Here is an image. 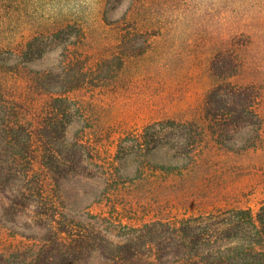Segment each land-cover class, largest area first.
Here are the masks:
<instances>
[{
  "label": "rangeland",
  "instance_id": "1",
  "mask_svg": "<svg viewBox=\"0 0 264 264\" xmlns=\"http://www.w3.org/2000/svg\"><path fill=\"white\" fill-rule=\"evenodd\" d=\"M9 1L12 10L4 12L0 24V58L10 57L31 34L48 32L83 10L91 23L83 50L96 60L93 73L97 78H107L96 80V88L76 91L70 101L78 112L68 126V137L84 136L91 159L85 177L60 179L58 190L54 189L66 223L119 240L161 218L232 208L264 211V0H152L136 18L146 22L155 18L161 30L133 34L123 41L120 34L137 32L121 33L102 24L98 12L104 0ZM132 4L135 0L115 3L108 21H120ZM225 30L245 31L251 37L243 54L245 66L233 81L259 88L261 143L242 152L209 143L195 154H176L169 149L171 131L167 130L161 133L165 137L161 146L149 151L138 144L128 145L126 136L146 125L198 116L204 93L213 83L207 74V57L217 46H213L214 38ZM57 52L33 61L30 68L56 69ZM119 63H123L122 70L115 77L111 70ZM168 164L177 170H157ZM109 169L115 178V183H108L110 190L103 177ZM122 182L126 184L114 189ZM11 236L5 231L3 238L11 242ZM19 242L11 248L24 256L41 247L34 237H19ZM14 249L9 251L8 264L21 260Z\"/></svg>",
  "mask_w": 264,
  "mask_h": 264
},
{
  "label": "trees",
  "instance_id": "2",
  "mask_svg": "<svg viewBox=\"0 0 264 264\" xmlns=\"http://www.w3.org/2000/svg\"><path fill=\"white\" fill-rule=\"evenodd\" d=\"M121 1L104 0L98 12L102 24L121 33L137 32L120 34L121 41L161 30L155 18L152 22L136 18L152 0H135L120 21L110 23L109 14ZM10 3L0 0V24L4 12L12 10ZM79 13L48 32H33L19 49L10 52L13 59L0 58V264H8L9 251L15 248L12 244L20 243L19 237H34L41 247L27 256L15 248L21 259L16 264H264L262 210L218 209L178 220L161 218L119 240L66 223L54 189L58 190L60 179L85 177L91 159L86 155L84 136L68 137V126L78 112L70 101L76 91L96 88V80H107L97 78L93 73L96 60L83 50L91 23L83 10ZM225 32L214 38L213 46H217L207 57V74L213 83L204 93L198 116L146 125L139 133L126 136L128 145L138 144L149 151L161 146L165 138L161 133L167 130L171 131L167 145L176 154H195L209 143L233 152L261 143L259 88L233 81L245 66L243 54L251 37L245 31ZM53 50L60 51L56 69L30 68L33 61ZM122 65L108 72L116 77ZM165 169L173 173L177 167L157 168L160 173ZM111 171L103 173L106 186L115 183ZM5 231L13 234L11 242L3 238Z\"/></svg>",
  "mask_w": 264,
  "mask_h": 264
}]
</instances>
